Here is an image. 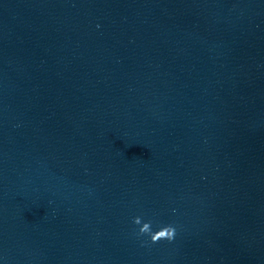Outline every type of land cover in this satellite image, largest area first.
Here are the masks:
<instances>
[{
	"label": "water",
	"instance_id": "water-1",
	"mask_svg": "<svg viewBox=\"0 0 264 264\" xmlns=\"http://www.w3.org/2000/svg\"><path fill=\"white\" fill-rule=\"evenodd\" d=\"M0 264H264V0H0Z\"/></svg>",
	"mask_w": 264,
	"mask_h": 264
},
{
	"label": "clouds",
	"instance_id": "clouds-1",
	"mask_svg": "<svg viewBox=\"0 0 264 264\" xmlns=\"http://www.w3.org/2000/svg\"><path fill=\"white\" fill-rule=\"evenodd\" d=\"M132 224L135 226L134 235L141 241L142 247H148L160 241L172 243L177 232L176 226L173 224L158 225L154 230L153 221H144L141 216L134 217Z\"/></svg>",
	"mask_w": 264,
	"mask_h": 264
}]
</instances>
